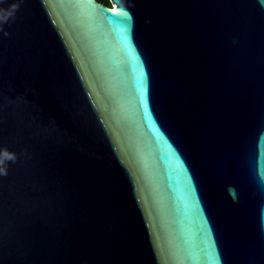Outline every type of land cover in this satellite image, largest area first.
<instances>
[{
    "label": "water",
    "instance_id": "1",
    "mask_svg": "<svg viewBox=\"0 0 264 264\" xmlns=\"http://www.w3.org/2000/svg\"><path fill=\"white\" fill-rule=\"evenodd\" d=\"M108 1L0 0V264H264V0Z\"/></svg>",
    "mask_w": 264,
    "mask_h": 264
},
{
    "label": "clouds",
    "instance_id": "2",
    "mask_svg": "<svg viewBox=\"0 0 264 264\" xmlns=\"http://www.w3.org/2000/svg\"><path fill=\"white\" fill-rule=\"evenodd\" d=\"M7 35V33H5ZM16 156L14 153H9L6 148L0 149V164H3L7 160L15 162ZM7 169L0 167V175H6Z\"/></svg>",
    "mask_w": 264,
    "mask_h": 264
},
{
    "label": "trees",
    "instance_id": "3",
    "mask_svg": "<svg viewBox=\"0 0 264 264\" xmlns=\"http://www.w3.org/2000/svg\"><path fill=\"white\" fill-rule=\"evenodd\" d=\"M98 2L102 3L103 5H106L107 7H110L108 0H97Z\"/></svg>",
    "mask_w": 264,
    "mask_h": 264
},
{
    "label": "snow or ice",
    "instance_id": "4",
    "mask_svg": "<svg viewBox=\"0 0 264 264\" xmlns=\"http://www.w3.org/2000/svg\"><path fill=\"white\" fill-rule=\"evenodd\" d=\"M8 151V150H7ZM9 152V151H8Z\"/></svg>",
    "mask_w": 264,
    "mask_h": 264
},
{
    "label": "flooded vegetation",
    "instance_id": "5",
    "mask_svg": "<svg viewBox=\"0 0 264 264\" xmlns=\"http://www.w3.org/2000/svg\"><path fill=\"white\" fill-rule=\"evenodd\" d=\"M106 6V5H105Z\"/></svg>",
    "mask_w": 264,
    "mask_h": 264
}]
</instances>
